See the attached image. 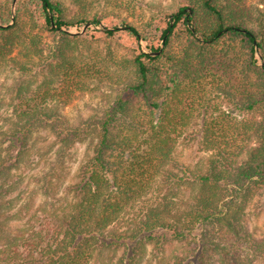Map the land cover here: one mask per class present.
<instances>
[{"label": "trees", "instance_id": "1", "mask_svg": "<svg viewBox=\"0 0 264 264\" xmlns=\"http://www.w3.org/2000/svg\"><path fill=\"white\" fill-rule=\"evenodd\" d=\"M16 2L12 24L0 11V70L10 64L28 74L33 52L42 53L51 36L55 61L41 70V102L53 78L61 105L88 80L114 94L102 93L111 99L101 116L78 125L48 107L19 109L0 147V264H90L120 248L125 264H136L150 244L176 246L167 264H246L222 238H241L253 187L264 190V0H185L142 25L83 10L68 19L60 0ZM81 27L128 54L111 53L102 67L80 59L68 30ZM196 115L198 144L209 153L202 166L175 164L178 173L173 151ZM45 130L57 148L53 159L38 156L35 164L47 169L27 176L29 191L17 172L33 134ZM84 143L91 154L76 180L64 183V157ZM36 194L45 201L30 214ZM22 199L27 204L12 213ZM26 215L37 227L11 237L8 222ZM254 243L264 262V241Z\"/></svg>", "mask_w": 264, "mask_h": 264}, {"label": "rangeland", "instance_id": "2", "mask_svg": "<svg viewBox=\"0 0 264 264\" xmlns=\"http://www.w3.org/2000/svg\"><path fill=\"white\" fill-rule=\"evenodd\" d=\"M65 7V14L68 19L75 17L81 10L87 11L89 14L98 13L99 16H113L117 20H125L127 22L141 24V22L150 18L151 16L158 15L164 12H171L185 0H60ZM1 12L5 15L6 23L12 24L18 11V4L16 0H0ZM142 25V24H141ZM5 26V25H4ZM255 28V26L253 25ZM86 27L71 28L69 29L71 45L76 47V54L80 59L88 62L89 64L103 66L106 62L107 55H127L128 51L116 43L114 40L101 38L98 41H93L89 35H84ZM93 29V28H91ZM87 33H91L87 31ZM48 42L47 48H42V53L37 52L32 56V62L29 64L30 71L24 74L18 68H12L10 64L0 70V147L8 145L7 135L14 130L17 119V112L20 108L30 106H41V109L48 107L50 109L58 110L60 114L64 115L65 119L73 125H78L82 121L89 120L94 116H101V113L108 105L110 97L103 96L102 93H111L110 89L100 86L98 82L86 81L85 90H76L69 100H66L64 105H61L59 99L54 98L60 92L59 84L53 78V84L49 87L48 99L41 102L43 98V81L46 62H54V50L57 39L51 36L45 38ZM143 45V44H142ZM15 50L14 55L18 58L21 55ZM30 82V87L25 89L26 84ZM100 87V90L96 88ZM110 94V95H111ZM52 97V98H51ZM65 101V100H64ZM28 103V105H27ZM45 112L44 110H40ZM201 126V118L199 115L194 116L191 124L187 130L178 137L177 145L173 151V167L179 173L177 165L202 166L204 160L208 156L207 151H204L200 144L199 129ZM54 136L49 131H39L33 134L30 154L27 157V163L23 164L22 169L17 173L22 175L25 182L29 184V191L33 188L34 181H28L29 174H40L41 169H47V166L35 164L38 156L44 153L47 159H53L57 145L54 144ZM91 154L90 146L87 143L76 144L72 147L64 157L65 168L64 183H73L76 180V173L79 166ZM47 165V164H46ZM25 184L23 181L20 186L11 192L10 197L14 198L19 195L20 191L24 190ZM253 191L249 196V201L246 205L244 231L239 233L240 239L236 236L226 234L222 238V244H225L230 250H235L239 253V258L245 261L246 264H264L260 258L259 250H255L254 241H264V207L259 206L257 203L261 201V193L264 190L253 187ZM184 190V191H183ZM181 195L183 198L189 194V189H183ZM38 192H40L38 190ZM37 192V193H38ZM180 195V196H181ZM33 206L30 208L32 214L40 203L45 201L41 195L36 194L33 198ZM27 204L25 199L21 200L15 205L12 204L10 211L14 213L18 207ZM16 207V209H14ZM26 215L23 219L15 218L8 222V230L13 237L20 227L25 230H32L37 227L38 223L34 220L28 219ZM27 220V221H26ZM27 232V231H25ZM26 236V235H25ZM28 236V235H27ZM33 236L26 237L30 239ZM176 251V246L165 245L162 250L156 249L153 244L145 248L144 253L140 255L136 264H167V261ZM236 255V254H235ZM126 255L123 253V248L116 252L105 251L101 257L94 258L90 264H112L115 263L120 257H123V264L126 263ZM128 256V254H127Z\"/></svg>", "mask_w": 264, "mask_h": 264}]
</instances>
